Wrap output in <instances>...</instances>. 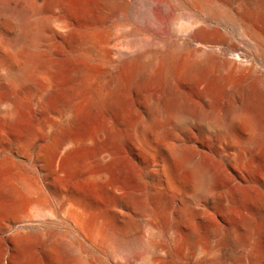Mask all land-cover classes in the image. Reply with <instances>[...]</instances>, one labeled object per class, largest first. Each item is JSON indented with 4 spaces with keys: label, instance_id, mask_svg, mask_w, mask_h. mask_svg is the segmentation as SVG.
Masks as SVG:
<instances>
[{
    "label": "bare ground",
    "instance_id": "1",
    "mask_svg": "<svg viewBox=\"0 0 264 264\" xmlns=\"http://www.w3.org/2000/svg\"><path fill=\"white\" fill-rule=\"evenodd\" d=\"M189 1L197 2L208 19L227 23L238 30L243 43L251 50L257 42L264 45V0H238L236 4L231 0H216L230 8L212 0ZM102 2L110 5L113 1ZM166 2L168 0L161 3L165 6ZM65 3L64 0H45L43 5L35 6V10L40 14ZM10 10L17 19L27 23L24 22L28 20L27 10ZM189 11L195 13L192 9ZM49 18H40V21L50 34L53 29ZM164 22L161 16L159 23L164 26ZM206 22L181 20L179 29L177 27L182 37L179 43H172L163 27L166 35L160 52L146 53L142 59L137 58L139 51L119 49L114 55L125 60L124 63L116 64L108 56L101 58L112 68V75L121 76L126 87L139 85L148 76L169 82L165 94L142 99L133 116L121 111L116 120H107L82 133L71 130L77 121L78 109L69 102L61 106L59 120L65 135L60 150L106 208L99 214L90 211L78 191L63 205L67 226L64 231L51 230L45 225L24 226V233L15 234L14 238L18 250L28 253L42 244L49 260L44 264H66V256H72L70 264H93L84 262L76 254L88 240L107 249L116 260L113 264H264V245L252 241L250 225L264 223V194L253 217L230 223L227 219L246 209L250 191L245 185L248 183L245 172L254 170L264 182V79L253 75L252 64L241 68L228 58L227 49L238 50V43ZM59 26L66 33L68 26ZM23 37L14 43L23 42ZM194 41L205 48L193 47ZM221 44L228 48H221ZM236 56L241 58L239 54ZM52 65L48 55L37 63L7 65L1 83L9 82L13 88L10 87L4 99V117L12 118L20 109L23 101L20 93L24 89L37 90L43 96L51 92L50 75L43 85L36 78L40 67L50 69ZM203 69L213 76V87L197 100L191 99L184 89L172 87L176 78H188ZM81 76L90 75L83 71ZM116 83L113 79L97 86L100 100L110 108L120 102ZM225 89H231L233 94L222 104L219 96ZM160 116H165L160 130L163 141L156 148L147 132ZM239 122L249 125L250 133L245 137L235 132ZM173 125L184 127L185 140H179ZM190 128L198 129V136L190 135ZM123 145L131 146L144 160L149 173L145 181L133 177L123 166ZM183 169L191 177L188 190L182 181ZM5 191L1 193L6 199L0 202V212L8 217L18 210V202L15 192ZM137 215L147 221L145 227L150 235L147 238L145 227L136 223ZM217 217L223 232L211 221ZM174 227L180 228L177 237L172 241L161 239L163 233ZM189 256L194 259L190 261Z\"/></svg>",
    "mask_w": 264,
    "mask_h": 264
},
{
    "label": "rangeland",
    "instance_id": "2",
    "mask_svg": "<svg viewBox=\"0 0 264 264\" xmlns=\"http://www.w3.org/2000/svg\"><path fill=\"white\" fill-rule=\"evenodd\" d=\"M64 1L66 5L54 6L37 14L35 6L43 5L45 0H0V202L4 203L6 199L1 193L5 190L13 191L17 194L19 210L8 217L0 212V264L47 263L49 260L42 244L28 253L21 252L14 245L15 234H23L24 226L45 225L51 230L64 231L67 226L63 205L68 198L75 197L78 191L90 211L99 214L106 208L104 202L90 190L60 150L65 135V128L59 120L61 106L69 102L78 109L77 121L71 130L86 133L107 120H116L121 111L133 116L135 107L142 103V99L150 95H163L169 87L166 80H156L152 76H148L139 85L126 87L121 76L112 75V68L102 62V57H111L116 64L124 63L125 60L117 58L114 54L119 50H135L139 51L137 58L142 59L146 53L160 52L166 35L163 27L168 31L171 42L179 43L182 37L177 30L181 20H204L238 43L239 49L236 51H230L226 44H221V48L227 49L228 58L234 60L241 68L250 67L252 64L253 75L264 79V45L257 42L251 50L243 43L238 30L227 23H219L205 17L195 1L193 4V1L188 0L186 5L182 0H168L165 6L161 3L165 0H112L110 5L104 4L103 0ZM237 1L230 2L236 4ZM212 2L225 8L231 7L221 1ZM8 7L13 10H27L28 20L24 19L27 23L17 19L14 11ZM190 9L195 13L190 12ZM161 16L166 20L164 26L159 23ZM46 17H50L49 25L53 29L50 34L41 26L40 20L47 19ZM63 24L68 26L66 33L59 26ZM40 28L43 30L40 31ZM20 37H23V42L15 44L14 40ZM192 44L195 48H205L198 41ZM47 55L53 65L50 69L40 67L36 79L43 85L50 75L53 86L51 92L43 96L37 90L24 89L20 93L23 101L16 116L4 117V99L9 94L10 87L13 88V84L9 82L1 83L7 65L37 63ZM83 71L90 76H81ZM113 79L119 86L120 102L116 107L110 108L100 100L98 89L102 83ZM212 79L211 73L203 69L188 78H176L171 86L184 89L191 99L197 100L202 93L213 87ZM232 94L231 89H225L220 93L219 101L226 103ZM164 117H157L155 125L148 128L147 137L156 148H159L163 141L160 130ZM175 129L179 140H185L184 127L174 126ZM190 129V135L198 136L200 133L198 129ZM235 132L245 137L250 133L249 125L239 122ZM121 162L133 177L143 181L148 178L144 160L131 146L123 145ZM245 174L248 179L245 185L250 191V197L244 211L238 212L234 217H227L229 223L242 222L253 217L258 210L259 199L264 194L263 179L258 178L254 170ZM181 176L185 190H188L191 185L190 174L185 169ZM135 219L138 225L145 227L147 224L140 215ZM211 221L220 232L224 231L219 223L220 218H212ZM250 225L253 228L252 241H259L264 245V223L261 226L258 222ZM179 230V227H174L168 233H163L161 239L172 241L178 236ZM144 236H150L146 227ZM76 254L84 262L91 261L93 264L116 262L107 249L88 240L82 243ZM192 257L194 256L187 258L191 261L194 259ZM71 261L72 256H66L64 259L66 264Z\"/></svg>",
    "mask_w": 264,
    "mask_h": 264
}]
</instances>
